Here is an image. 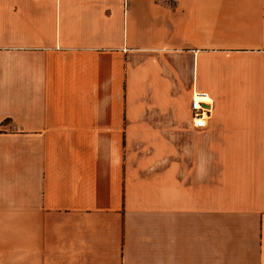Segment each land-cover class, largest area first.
<instances>
[{
    "label": "crops",
    "instance_id": "obj_1",
    "mask_svg": "<svg viewBox=\"0 0 264 264\" xmlns=\"http://www.w3.org/2000/svg\"><path fill=\"white\" fill-rule=\"evenodd\" d=\"M0 264H264V0H0Z\"/></svg>",
    "mask_w": 264,
    "mask_h": 264
},
{
    "label": "built area",
    "instance_id": "obj_2",
    "mask_svg": "<svg viewBox=\"0 0 264 264\" xmlns=\"http://www.w3.org/2000/svg\"><path fill=\"white\" fill-rule=\"evenodd\" d=\"M191 122L194 126H204L212 109L211 98L206 91L194 90L191 94Z\"/></svg>",
    "mask_w": 264,
    "mask_h": 264
}]
</instances>
